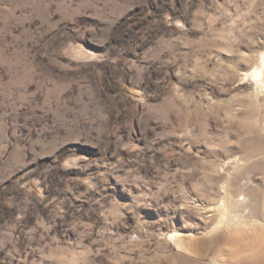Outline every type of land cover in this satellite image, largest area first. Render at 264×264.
I'll return each instance as SVG.
<instances>
[{
  "label": "rangeland",
  "instance_id": "obj_1",
  "mask_svg": "<svg viewBox=\"0 0 264 264\" xmlns=\"http://www.w3.org/2000/svg\"><path fill=\"white\" fill-rule=\"evenodd\" d=\"M263 54L264 0H0V264H264Z\"/></svg>",
  "mask_w": 264,
  "mask_h": 264
},
{
  "label": "bare ground",
  "instance_id": "obj_2",
  "mask_svg": "<svg viewBox=\"0 0 264 264\" xmlns=\"http://www.w3.org/2000/svg\"><path fill=\"white\" fill-rule=\"evenodd\" d=\"M260 66V65H259ZM253 79V78H252ZM254 79L256 81H258L260 83V85H262L264 83V54L262 55L261 57V66L259 68L258 71L255 72L254 74ZM264 86H262L263 88ZM261 88V87H260ZM261 88V89H262ZM174 239V238H173ZM175 241L178 242L179 244V247L186 250V251H189V252H192V253H197L200 251V246L197 247V242L193 241V250H189V246H188V243L186 242V240H182L181 238H176ZM188 241V239H187ZM189 242V241H188ZM177 244V245H178Z\"/></svg>",
  "mask_w": 264,
  "mask_h": 264
}]
</instances>
